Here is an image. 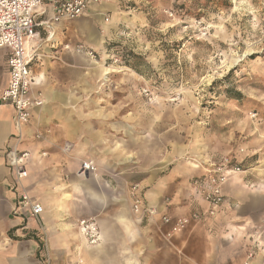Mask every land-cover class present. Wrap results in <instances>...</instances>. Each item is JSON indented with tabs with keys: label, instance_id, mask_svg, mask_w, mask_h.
Listing matches in <instances>:
<instances>
[{
	"label": "crops",
	"instance_id": "1",
	"mask_svg": "<svg viewBox=\"0 0 264 264\" xmlns=\"http://www.w3.org/2000/svg\"><path fill=\"white\" fill-rule=\"evenodd\" d=\"M92 18L97 14L87 11L73 22L54 24V43L43 41L45 34L37 29L40 40L30 69L32 92L40 95L42 104L30 109L16 148L19 157L26 155L24 188L43 207L42 230L26 211L12 215L18 192L6 153L17 132L13 110L0 112V264H43V246L52 264H264V245L258 243L263 232H251L262 212L254 211L253 198L229 191L232 181L224 188L226 201L216 216L164 239L168 226L160 224L162 216L175 219L205 210L192 181L205 176L207 169L168 158L160 164L156 157L148 165L130 162L131 154L116 141L128 125L88 112L96 105L88 100V76H79L83 72L68 65L70 59L77 62V54L74 49L68 51L71 55L54 49L64 35L80 36L88 47ZM70 23L75 25L68 27ZM53 51L59 56L45 60ZM52 71L73 76H52ZM8 82L7 52L0 50V90ZM85 161H92L97 171L82 173ZM141 173L147 176L129 180ZM132 185L138 186L142 207L155 211L154 216L132 211ZM82 219L95 220L99 244L85 242L78 231Z\"/></svg>",
	"mask_w": 264,
	"mask_h": 264
},
{
	"label": "rangeland",
	"instance_id": "2",
	"mask_svg": "<svg viewBox=\"0 0 264 264\" xmlns=\"http://www.w3.org/2000/svg\"><path fill=\"white\" fill-rule=\"evenodd\" d=\"M96 12L88 47L64 35L54 49L77 54L68 65L88 76V112L128 125L116 141L138 165L230 158L241 172L229 191L254 199L251 232L264 245V0H102Z\"/></svg>",
	"mask_w": 264,
	"mask_h": 264
},
{
	"label": "built area",
	"instance_id": "3",
	"mask_svg": "<svg viewBox=\"0 0 264 264\" xmlns=\"http://www.w3.org/2000/svg\"><path fill=\"white\" fill-rule=\"evenodd\" d=\"M102 0H0V50L7 52L8 85L0 90V112L9 107L13 110V118L16 134L13 136L14 146L6 153V162L13 172L14 188L18 192V201L12 211V215L18 216L21 211H26L28 216L36 222L42 230L40 216L43 213L41 204L35 202L27 194L23 180L27 172L22 162L26 156H18L16 144L21 140V126L29 120V112L32 107L42 104L40 95L32 92L33 79L31 77V65L35 58L38 40H40V28L45 36L43 41L52 42L54 24L72 22L84 16L87 11L96 12ZM100 16H105L99 12ZM46 16L37 21V17ZM105 18V17H104ZM107 20V19H106ZM207 174L192 181L196 194L205 204V210L194 211L188 216L171 219L168 216L160 218L162 226H168L163 234L164 239H171L187 229L192 224H198L205 219L216 216L226 199L223 188L228 180L240 173V168L230 158L224 157L219 162L205 164ZM96 165L92 161L81 164V172L94 173ZM137 185H132V211L144 214L148 217L155 215V211L143 208L142 202L136 196ZM78 231L89 246L99 244L101 237L97 223L93 219H82L78 222ZM43 233V232H42ZM44 234V233H43ZM44 249L43 264H50L51 257Z\"/></svg>",
	"mask_w": 264,
	"mask_h": 264
},
{
	"label": "bare ground",
	"instance_id": "4",
	"mask_svg": "<svg viewBox=\"0 0 264 264\" xmlns=\"http://www.w3.org/2000/svg\"><path fill=\"white\" fill-rule=\"evenodd\" d=\"M102 26H103V29H106V26H105L104 24H103ZM51 40H53V35H52ZM91 41L93 42V44H94L95 46H100V45L102 44V40H101V39H97V40H92V39H91ZM97 68H99L101 76H106V75H108V70H109V69L103 67L102 65H97ZM81 236H82V235H81ZM83 239H84V238H83Z\"/></svg>",
	"mask_w": 264,
	"mask_h": 264
}]
</instances>
